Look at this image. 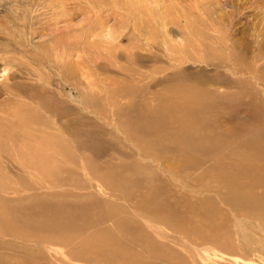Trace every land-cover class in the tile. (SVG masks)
<instances>
[{
  "label": "rangeland",
  "instance_id": "rangeland-1",
  "mask_svg": "<svg viewBox=\"0 0 264 264\" xmlns=\"http://www.w3.org/2000/svg\"><path fill=\"white\" fill-rule=\"evenodd\" d=\"M0 58V264H264V0H0Z\"/></svg>",
  "mask_w": 264,
  "mask_h": 264
},
{
  "label": "bare ground",
  "instance_id": "bare-ground-1",
  "mask_svg": "<svg viewBox=\"0 0 264 264\" xmlns=\"http://www.w3.org/2000/svg\"><path fill=\"white\" fill-rule=\"evenodd\" d=\"M64 15V14H63ZM61 17V16H60ZM8 41H10V40H8ZM13 43V42H12ZM3 45V44H2ZM12 45V44H11ZM8 47V46H7ZM50 47V46H49ZM51 47H53V46H51ZM57 51V50H56ZM9 53V52H8ZM57 53V52H56ZM60 53V52H59ZM61 55V54H60ZM56 56V55H55ZM4 57V56H3ZM62 57V56H61ZM9 58V57H8ZM55 58H58V57H55ZM1 59V58H0ZM57 60V59H56ZM1 61V60H0ZM32 61H34V60H32ZM6 62V61H5ZM0 63V65L1 64H5L4 66V70H8V66L6 67V65H7V62L6 63ZM36 62V61H35ZM60 62V61H59ZM9 63V62H8ZM54 63H56V62H54ZM62 63V62H61ZM9 64H12L11 62L9 63ZM37 64H38V62H37ZM42 64H44V63H42ZM56 65V64H55ZM60 65H62V64H60ZM9 66H11V65H9ZM31 65H29V67H30ZM47 66V65H46ZM32 68V67H31ZM26 69H27V67H26ZM30 68H28V70H29ZM24 70H25V68H24ZM34 70V69H33ZM28 72V71H27ZM30 72H32V71H30ZM29 73V72H28ZM35 72H33V74H34ZM30 74V73H29ZM36 74V73H35ZM37 75H38V73H37ZM18 76V74L17 73H15V72H9V74H8V77H7V80L9 81H14V79L16 78ZM32 76H34V75H32ZM40 77V76H39ZM31 78V77H30ZM57 78H55V81H57L56 80ZM30 81V80H29ZM32 81V80H31ZM36 81V80H35ZM5 82H7L6 80H5ZM58 82V81H57ZM16 83V82H15ZM33 83V82H32ZM27 84V83H26ZM29 84V83H28ZM27 84V85H28ZM58 84H59V82H58ZM25 85V84H24ZM24 85L22 84L20 87H19V92L20 91H22V89H23V87H24ZM7 86H8V89H4L5 90V93H7V94H13L14 95V93L11 91V89L13 88V86H14V83H9V84H7ZM16 86L18 87V85H17V83H16ZM14 87L13 89L14 90H16V88L17 87ZM32 86V85H31ZM3 89V88H2ZM2 89L0 88V91L2 92ZM18 92V91H17ZM29 93V92H28ZM19 94V93H18ZM22 95H24V94H21V96ZM27 96V95H26ZM28 97V96H27ZM21 98V97H20ZM8 101V100H7ZM7 101H5V103H3L1 106H0V109H2L4 112L6 111V110H12V112L14 113L13 115H15V110H13L12 108H9V107H7ZM10 102V101H9ZM163 103H165L164 104V106H162L163 108H161L160 109V111H159V114L156 116V118L155 119H153V120H151V122L149 123V128H148V130H150V132L151 133H156V134H159V133H162V132H165L166 130H169V127H170V125L169 124H171V123H173V122H179L180 121V119H179V115H178V118L176 117V115H175V109H173V104L171 103V102H169V103H167V102H165V101H163ZM12 105V104H11ZM17 111V110H16ZM6 112H8V111H6ZM17 113H19V111H17ZM9 115V114H8ZM11 115H12V113H11ZM6 118V117H5ZM14 118V117H13ZM23 117H21V119H22ZM7 119V118H6ZM8 120V119H7ZM1 121V120H0ZM7 123H9V122H7ZM182 130H181V132L182 133H180V134H182V135H184V132H186V130H184L186 127H187V124H186V121H182ZM179 134V135H180ZM0 138H3V142H4V139H5V142H4V147L5 146H7L8 144H5L6 143V140L8 139V140H12V138H13V133H12V128L9 126V125H7V124H4V122H2V123H0ZM2 140V139H1ZM10 142V141H9ZM243 194H245V193H243ZM235 195V198L237 199V201L240 203H245V204H252V206H255V207H261L260 209H258L257 211H260V212H262V215L264 214V211H263V209H264V203L262 202V201H260V200H258V201H256L255 203L254 202H252L251 201V197L247 194V195ZM263 203V204H262ZM254 207V208H255ZM242 223V222H241ZM239 224V227L242 229L243 228V225L242 224ZM106 244V243H105ZM123 246V245H122ZM104 252V251H103ZM114 255V254H113ZM97 256V255H96ZM119 256V255H118ZM233 258V257H232ZM231 259V258H230ZM236 259H237V257H236ZM121 260V259H120ZM231 261V260H230ZM235 261V260H234ZM238 261V260H237Z\"/></svg>",
  "mask_w": 264,
  "mask_h": 264
}]
</instances>
